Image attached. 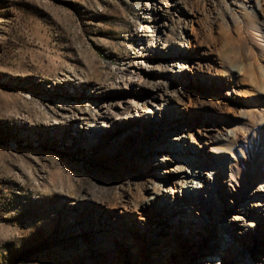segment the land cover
Instances as JSON below:
<instances>
[{
	"label": "rangeland",
	"instance_id": "obj_1",
	"mask_svg": "<svg viewBox=\"0 0 264 264\" xmlns=\"http://www.w3.org/2000/svg\"><path fill=\"white\" fill-rule=\"evenodd\" d=\"M240 1L0 0V264H203L214 248L215 264H264V216H252L248 236L223 219L234 223L230 206L246 201L227 190L233 180L264 177V124L246 131L253 121L241 116L262 112L264 84L245 67L260 60L233 57ZM158 13L183 27L174 41L193 46L161 67L157 51L146 55L154 69L138 86L125 70L162 47ZM181 63L189 74L176 73ZM158 85L176 94L164 120L128 119ZM178 133L214 171L223 218L170 179L176 141L156 145ZM154 191L165 201L150 200Z\"/></svg>",
	"mask_w": 264,
	"mask_h": 264
},
{
	"label": "bare ground",
	"instance_id": "obj_2",
	"mask_svg": "<svg viewBox=\"0 0 264 264\" xmlns=\"http://www.w3.org/2000/svg\"><path fill=\"white\" fill-rule=\"evenodd\" d=\"M234 2L236 3V1ZM240 5L241 6L243 5V8L247 12L245 13L247 17L246 16L244 17L247 18L249 21L251 20L250 22L252 26L249 27L248 21L244 17L241 20L239 19L240 16L239 17L235 16V18H233L234 25L235 26L237 25V27H239V30L241 31V35H240L241 46L237 49V52H235V55L233 57L241 58L242 56H245L247 54L248 56L254 58L255 61L260 60L259 62L260 65L258 66L252 65V62L250 63V65L245 66L246 70L249 71L247 72L250 74L253 84L255 83L258 87H260L261 85H259L258 83L262 82L264 84V0H242L240 1ZM158 8L160 11L161 7L159 6ZM157 15L159 16V18H157L156 16L154 27L155 29L158 30V37L161 38L163 41L162 47L160 48L157 43L148 46L146 51H149V53L145 54L144 56L142 55L139 56L134 61L133 63L134 68L131 72L125 68L126 69L125 73L129 74L128 81H130V83L134 82L138 86L141 85V82L143 81L144 77L149 73V71H153L154 69L153 68L154 65L153 66L150 65L151 64L150 59L146 58V55H150V54L154 55V51H157V57L161 58V61L159 62V65L156 66L161 67L162 62H164L163 58L165 60V57H170V58L179 57L180 53L176 51V48L178 47L189 48L192 45L190 41L182 42V39H179L178 41H174L173 36L176 34V32L177 33L179 32L180 34L182 32L183 27L180 26L177 27L174 24V20L172 18L171 19L168 18V16L165 17L160 13H158ZM249 31H252L255 37H253L252 33H251L252 34L251 37ZM245 49L247 50V53L245 52ZM195 69L198 68L195 67ZM237 69H239V67ZM171 72H173V70H171ZM189 72H190L189 66H187L184 63L179 64L178 70L176 69V73H182L183 75L189 74ZM177 80L179 81L180 79ZM171 91L172 90H170L168 86H162V85H158L155 86L154 88H150L148 93V98L144 100V103L140 105H134V106L132 105V109L130 110V112L127 113L126 116L128 117V119H133L134 121L136 120L137 124L139 125L142 124L143 121L142 118L148 121V118L155 119L157 115L159 117V114L161 116V120H164L163 110H165V108L163 107V102L168 103L170 101H173V97H175L176 95V94L175 95L172 94ZM260 91L264 95V87L260 88ZM159 100L162 101L161 104L157 103L159 102ZM159 105H161L160 108ZM159 109H162V111H159ZM158 112L160 113L158 114ZM241 116L245 118H249V120L253 121V124L251 123L252 127H250L249 129H247L246 127L247 125L242 128L244 129V131L247 129L246 131H253L255 133L262 129L260 125L264 124V109L262 110L261 113L260 112L257 113L256 110L253 109L248 110L247 112L244 113L242 112ZM230 132L233 133L232 130H230ZM231 133L226 134V139L231 137H234V139L238 138L237 137L238 135H236L235 133L233 134ZM112 134L114 138L116 137L120 138V136L125 135V133H123L122 130L119 129L114 131ZM247 134L249 133L247 132ZM93 135L95 134L93 133ZM166 140L168 141H165L164 143L157 142L156 146L159 145L172 146L176 141L177 145L175 149L178 151L180 156L177 155L176 157L173 158V161L176 162V168H174V170L172 171L173 176L170 177V179H174V183L180 184L181 186V189L179 191L180 196L185 197L186 200H189L188 202H193L196 199L199 202H201L202 199L200 197L202 195L206 196L208 200L210 199V202L207 205V209L212 213H214L216 217L223 218L224 211L227 208L226 205L223 203V201L221 202L218 201L217 199L216 201L211 200L214 196L215 190L216 189L218 190L219 187V185H217L214 179L215 177V175L213 174L214 171L212 169H207V165L204 161H202L201 157L196 155L195 153H192L193 147L188 142L189 140L188 139L186 140V135L184 133H180V134L178 133L177 136L168 137ZM232 142L234 141L232 140ZM152 161H154L155 163L159 161L160 163V158L155 157V159ZM161 161L167 162L166 159L165 160L162 159ZM230 162L232 163V160ZM164 177H166V175H163L160 178L165 179ZM229 181H231V178L229 179ZM205 183L209 184L210 187H205ZM227 190L229 191L231 196L236 200H241L242 198H244L246 201L242 204H238L236 203L237 202L236 201L234 206L232 205L230 206L231 209L234 210L236 209L238 215H231L234 223L228 222L227 219L223 218L225 220L224 224L227 227L236 226V228L238 229V233L240 235L243 233L246 236H248L249 234L256 232L255 231L257 229L255 225L256 223L252 219V216L253 215L264 216V193L262 192L264 191V177L258 179L257 181L254 180L248 181V184L246 186L242 182L233 180V184L231 183ZM162 191H166V190L164 189ZM153 193L154 194L152 195V198L150 200L152 201L155 200L156 202L165 201V195H162L160 192L157 191H154ZM237 196L239 197L237 198ZM176 204H178V202ZM189 206H192V204L189 203V205H184V207H189ZM221 223L223 222L221 221ZM215 228L219 229L220 227L218 226ZM206 250L208 252L204 256L203 264H215L212 262V260L217 258L216 255L218 254L216 253V251H218L219 249L214 248V249H206ZM245 260L250 264H257L256 261L252 262V259H249L247 257L242 258L241 260L242 263Z\"/></svg>",
	"mask_w": 264,
	"mask_h": 264
}]
</instances>
